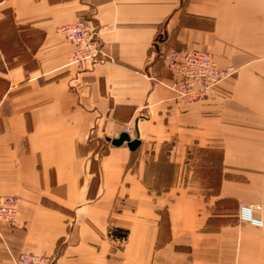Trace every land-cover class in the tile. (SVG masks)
Here are the masks:
<instances>
[{
    "label": "crops",
    "instance_id": "obj_1",
    "mask_svg": "<svg viewBox=\"0 0 264 264\" xmlns=\"http://www.w3.org/2000/svg\"><path fill=\"white\" fill-rule=\"evenodd\" d=\"M80 18L99 26L104 54L76 67L58 28ZM185 48L237 70L181 102L162 52ZM130 126L140 145H113ZM214 152L219 189L183 185V163ZM163 154L167 189L149 180ZM0 195L19 200L0 264L23 251L53 264H264V0H0ZM241 202L259 227L239 222Z\"/></svg>",
    "mask_w": 264,
    "mask_h": 264
},
{
    "label": "built area",
    "instance_id": "obj_2",
    "mask_svg": "<svg viewBox=\"0 0 264 264\" xmlns=\"http://www.w3.org/2000/svg\"><path fill=\"white\" fill-rule=\"evenodd\" d=\"M58 33L74 45L67 65L74 64L79 67L86 62L98 60L104 54L100 28L88 18L62 25L58 28ZM162 58L165 68L173 75L171 87L181 102L209 98L213 89L236 71L233 66H219L211 52L194 48L168 49L162 52ZM125 130L129 133L133 131L129 127ZM18 203L19 200L14 195H0V226L16 224ZM252 208L256 210L253 204L241 202L238 220L240 223L259 227L261 222L256 221V217L253 218ZM14 264H53V258L23 251L15 258Z\"/></svg>",
    "mask_w": 264,
    "mask_h": 264
},
{
    "label": "rangeland",
    "instance_id": "obj_3",
    "mask_svg": "<svg viewBox=\"0 0 264 264\" xmlns=\"http://www.w3.org/2000/svg\"><path fill=\"white\" fill-rule=\"evenodd\" d=\"M8 20L11 19V15L7 12ZM167 50V49H166ZM202 50V49H199ZM70 65V64H68ZM74 65V64H71ZM235 68V67H234ZM236 69V68H235ZM237 70V69H236ZM234 74V73H233ZM132 128V126H130ZM129 127V128H130ZM131 135H135L134 130L131 131ZM106 144H109L106 138L103 139H93L92 146L95 149L104 148ZM163 150L170 149V143L162 145ZM198 153V152H197ZM192 155L191 160H186L183 163V169L177 176L180 177L183 185H188L193 189V191L201 192L203 194L212 193L217 191V185L220 181V171L218 170V164L220 162V155L208 153L207 155ZM191 157V156H188ZM134 158L131 163H135ZM172 164H169V158L163 154V157L159 161H151L149 167V177L153 187L158 185H163L160 187L168 188V184L172 183L175 179V172ZM209 184L214 185V191L209 187ZM208 187H207V186ZM159 187V188H160ZM227 207L233 208V204L230 202L217 203L213 208L214 210H223ZM228 219H234L233 217H228Z\"/></svg>",
    "mask_w": 264,
    "mask_h": 264
},
{
    "label": "water",
    "instance_id": "obj_4",
    "mask_svg": "<svg viewBox=\"0 0 264 264\" xmlns=\"http://www.w3.org/2000/svg\"><path fill=\"white\" fill-rule=\"evenodd\" d=\"M124 142L127 143L128 147L131 150H135L141 143V141L138 137L132 138L131 135L126 131L121 132V134L118 137L113 138L111 140V143L115 146H120Z\"/></svg>",
    "mask_w": 264,
    "mask_h": 264
},
{
    "label": "trees",
    "instance_id": "obj_5",
    "mask_svg": "<svg viewBox=\"0 0 264 264\" xmlns=\"http://www.w3.org/2000/svg\"><path fill=\"white\" fill-rule=\"evenodd\" d=\"M214 154H215V152H214ZM215 155H216V154H215ZM209 188L212 189L213 191H214L215 189L218 190V189H219V184L217 185V188H215V189H214V185L210 186ZM215 192H216V190H215L214 192H212V193H215Z\"/></svg>",
    "mask_w": 264,
    "mask_h": 264
},
{
    "label": "bare ground",
    "instance_id": "obj_6",
    "mask_svg": "<svg viewBox=\"0 0 264 264\" xmlns=\"http://www.w3.org/2000/svg\"><path fill=\"white\" fill-rule=\"evenodd\" d=\"M163 59V58H162ZM228 66H232V65H228ZM234 67V66H233ZM236 72V71H235ZM234 72V73H235ZM131 128V127H130ZM132 129L134 130V128L132 127ZM124 131H126V130H124ZM126 132H128V131H126ZM129 133V132H128ZM130 135H131V133H129ZM136 138V137H135Z\"/></svg>",
    "mask_w": 264,
    "mask_h": 264
}]
</instances>
